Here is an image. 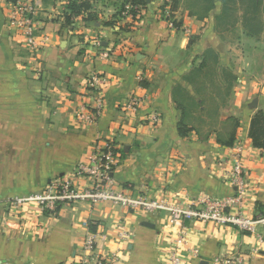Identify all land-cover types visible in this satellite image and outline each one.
I'll return each instance as SVG.
<instances>
[{"label": "crops", "instance_id": "0c3cea01", "mask_svg": "<svg viewBox=\"0 0 264 264\" xmlns=\"http://www.w3.org/2000/svg\"><path fill=\"white\" fill-rule=\"evenodd\" d=\"M68 1L0 0V264H69L86 254L89 225L105 235L93 255L116 252L118 264H168L172 254L179 264L215 256L264 264V222L247 232L193 218L171 225L163 211L110 201L66 203L54 214L7 204L43 190L110 141L121 154L117 188L181 206L200 196L226 199L236 193L230 178L240 162L244 192L229 208L264 217V148L248 135L251 117L264 110V33L249 36L241 24L218 30V10L200 19L182 0L173 11L176 29L160 16L164 0H145L125 16L121 0H87L86 12L67 24ZM19 4L33 10L36 48L10 21ZM206 66L212 74L203 73ZM91 74L101 77L104 102L95 121L85 82ZM174 95L189 103L185 123L193 129L184 136ZM133 96L141 98L134 111ZM82 102L88 107L79 123Z\"/></svg>", "mask_w": 264, "mask_h": 264}, {"label": "built area", "instance_id": "2783aa9c", "mask_svg": "<svg viewBox=\"0 0 264 264\" xmlns=\"http://www.w3.org/2000/svg\"><path fill=\"white\" fill-rule=\"evenodd\" d=\"M170 0H164L165 6L161 11V18L171 28L176 29V18L169 16L174 14L170 11ZM131 4L124 3L121 9V16L131 15ZM136 8V7H135ZM11 23L22 26V36L26 43L36 48L39 46L34 37V14L31 6L17 5L10 14ZM99 44V42H97ZM101 77L97 74H91L86 79V84L93 92L91 99L90 119L95 121L100 117L104 102L99 93L101 89ZM140 97L133 96L128 101V108L137 109L141 100ZM86 103L79 104V110L75 113V119L81 123L86 120ZM156 115L152 116V120L157 121ZM121 154L114 144L110 141L104 144L93 146L89 158L84 162H79L67 175L58 178L55 182L47 185L43 190L30 193L24 196H14L8 198L7 204L12 206L23 207L34 204L43 213L54 214L57 207L74 203L80 200L89 202L110 201L115 205L122 206L127 209L141 210L144 212L163 211L166 214L168 223L179 224L184 218H193L201 221H213L223 226H233L241 231L252 232L256 223L264 222V217L252 218L245 216L239 210H231L230 204L241 199L244 192L245 179L243 176L242 165L236 162L230 182L233 184L236 193L226 199H216L208 196H200L190 202V204L181 206L169 202L166 198H151L144 194H132L116 187L114 172L120 162ZM75 177L84 178V182H76ZM87 180V183H86ZM125 236L124 229L119 233ZM105 239V235L96 231L86 235L83 241V251L86 254L78 256L69 264H118L119 257L116 252H104L94 256V250L97 243ZM180 258L176 254L170 256L168 264H179ZM207 264H246L241 256H215L207 262Z\"/></svg>", "mask_w": 264, "mask_h": 264}, {"label": "trees", "instance_id": "16d2710c", "mask_svg": "<svg viewBox=\"0 0 264 264\" xmlns=\"http://www.w3.org/2000/svg\"><path fill=\"white\" fill-rule=\"evenodd\" d=\"M120 9L123 8L124 3L129 2L132 6L131 13L137 14L139 12V6L145 5V0H121ZM170 11L178 9L181 0H170ZM182 3L188 8L189 14L194 15L200 19L208 17L210 11L216 7V3L220 4V11L214 16V27L218 29L224 25L225 29L234 27L237 23H240L244 32L252 37H258L264 31V2L263 0H191L189 3L187 0H182ZM242 4L241 9L239 4ZM263 4V5H262ZM165 3L163 4V7ZM66 11L64 12L65 23L70 24L72 16H78L86 12L89 8L87 0H69L66 3ZM136 7V8H135ZM197 7V8H196ZM263 7V10H262ZM261 10L263 15H261ZM121 11V10H120ZM173 16V14H169ZM89 16L84 19L87 20ZM107 23V22H106ZM112 24L113 22H109ZM180 22L176 21V26ZM223 27V26H222ZM221 30V29H218ZM206 53L212 57L213 51L207 49ZM205 66L204 62L200 66V69ZM204 74H212L213 70L211 66H206ZM175 102L180 109L181 115L178 121V132L181 136H184L187 132L193 128L188 127L185 123L187 112L185 111L189 106V103L183 99H180L177 95H174ZM191 103V102H190ZM237 125V123H236ZM248 135L251 139L252 145L258 149L264 148V110L256 111L250 120ZM235 140L234 132H231L229 137L224 141L225 144L230 145ZM91 231H95L92 225Z\"/></svg>", "mask_w": 264, "mask_h": 264}, {"label": "rangeland", "instance_id": "374dc122", "mask_svg": "<svg viewBox=\"0 0 264 264\" xmlns=\"http://www.w3.org/2000/svg\"><path fill=\"white\" fill-rule=\"evenodd\" d=\"M189 3H191V0H187ZM239 1V0H238ZM263 2H264V0H263ZM263 5V4H262ZM241 6H242V4L240 3L239 4V7H240V9H241ZM197 8V7H196ZM214 11H216V10H218V13H219V11H220V4L219 3H216V7L213 9ZM212 10V11H213ZM262 10H263V7H262ZM261 10V15H263V11ZM212 11H210V12H212ZM218 13H216V14H218ZM237 24H240V23H237ZM236 24V25H237ZM223 26V27H222ZM222 26H220L218 29H224L225 28V26L224 25H222ZM226 30V29H225ZM262 33H264V31L262 32ZM261 33V34H262Z\"/></svg>", "mask_w": 264, "mask_h": 264}, {"label": "water", "instance_id": "95a60500", "mask_svg": "<svg viewBox=\"0 0 264 264\" xmlns=\"http://www.w3.org/2000/svg\"><path fill=\"white\" fill-rule=\"evenodd\" d=\"M147 1V3H149V0H146ZM200 264H207V262L206 261H202V262H200Z\"/></svg>", "mask_w": 264, "mask_h": 264}]
</instances>
